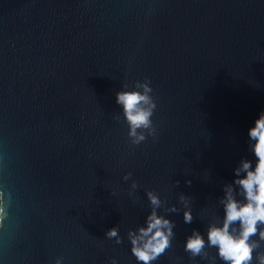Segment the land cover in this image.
<instances>
[{
	"label": "water",
	"instance_id": "obj_1",
	"mask_svg": "<svg viewBox=\"0 0 264 264\" xmlns=\"http://www.w3.org/2000/svg\"><path fill=\"white\" fill-rule=\"evenodd\" d=\"M145 79L155 133L133 145L115 96ZM261 111L264 0H0V264H143L147 191L173 224L151 264H225L184 242L222 220Z\"/></svg>",
	"mask_w": 264,
	"mask_h": 264
},
{
	"label": "clouds",
	"instance_id": "obj_2",
	"mask_svg": "<svg viewBox=\"0 0 264 264\" xmlns=\"http://www.w3.org/2000/svg\"><path fill=\"white\" fill-rule=\"evenodd\" d=\"M150 81L137 82L133 90H125L116 93L115 102L121 106L123 116L128 124V136L131 143L137 145L148 136H153L151 117L156 108ZM125 87H127L125 85ZM141 130V131H138ZM249 148L256 157L255 163L246 158L241 159L239 167L235 168L232 183L225 184L220 204L223 207L222 220L211 221L206 229L207 242L203 235L193 230L184 242V250L192 257L206 256V248L214 247L218 257L225 264H264V252H258L260 241H264V111H261L254 121V126L248 129ZM243 174V175H242ZM131 173H126L123 180L128 181ZM190 184L191 181H186ZM234 185L236 186L234 188ZM131 188L136 189L137 183L132 181ZM147 199L152 206L145 224L136 232L131 230L128 237L131 243V252L139 262L151 264L162 255L170 246V238L173 236V224L168 219L157 214L156 209L161 206V200L153 191L146 192ZM237 196L243 199H237ZM180 200L185 201L181 196ZM3 209L0 207V212ZM170 211H176L173 207ZM184 222H192L190 210L183 213ZM108 238L117 237L116 243H120L117 229L110 228L106 234ZM253 239V237H257ZM56 264H60L57 260Z\"/></svg>",
	"mask_w": 264,
	"mask_h": 264
}]
</instances>
